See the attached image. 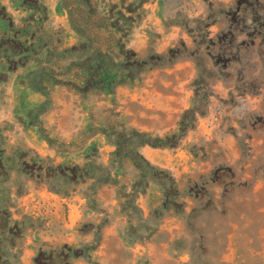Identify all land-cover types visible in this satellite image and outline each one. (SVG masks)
Segmentation results:
<instances>
[{
    "label": "rangeland",
    "instance_id": "374dc122",
    "mask_svg": "<svg viewBox=\"0 0 264 264\" xmlns=\"http://www.w3.org/2000/svg\"><path fill=\"white\" fill-rule=\"evenodd\" d=\"M0 264H264V0H0Z\"/></svg>",
    "mask_w": 264,
    "mask_h": 264
},
{
    "label": "bare ground",
    "instance_id": "6f19581e",
    "mask_svg": "<svg viewBox=\"0 0 264 264\" xmlns=\"http://www.w3.org/2000/svg\"><path fill=\"white\" fill-rule=\"evenodd\" d=\"M157 6H158V4H157ZM159 7V6H158ZM159 8H161V7H159ZM160 10V9H159Z\"/></svg>",
    "mask_w": 264,
    "mask_h": 264
},
{
    "label": "trees",
    "instance_id": "16d2710c",
    "mask_svg": "<svg viewBox=\"0 0 264 264\" xmlns=\"http://www.w3.org/2000/svg\"><path fill=\"white\" fill-rule=\"evenodd\" d=\"M116 153V152H115Z\"/></svg>",
    "mask_w": 264,
    "mask_h": 264
}]
</instances>
